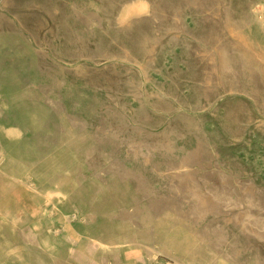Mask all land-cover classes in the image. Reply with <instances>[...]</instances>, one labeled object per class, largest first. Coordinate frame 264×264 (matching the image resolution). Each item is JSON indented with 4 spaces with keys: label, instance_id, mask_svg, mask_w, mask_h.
Instances as JSON below:
<instances>
[{
    "label": "rangeland",
    "instance_id": "rangeland-1",
    "mask_svg": "<svg viewBox=\"0 0 264 264\" xmlns=\"http://www.w3.org/2000/svg\"><path fill=\"white\" fill-rule=\"evenodd\" d=\"M95 1L99 15L110 17L107 31L98 24L89 30L75 17L89 0H0V57L6 55L0 76L9 78L16 64L23 65L24 81H38L34 68L26 72L34 54L15 60L13 43L27 48L28 38L43 39L44 46L33 48L53 99L18 81L1 88L8 103L0 141L10 159L0 167V264H92L99 252L87 236L83 248L72 240L86 231L84 216L96 213L94 231L104 224L128 233L130 220L109 209L132 201L151 219L150 237L140 239L153 243L155 253L122 254L113 264H177L172 255L192 244L198 264H264V65L245 55L250 38L264 57V35L252 20L256 10L264 12V0H132L129 26L114 19L127 0ZM173 5L184 14L176 16ZM161 21L172 27L167 33ZM66 27L81 39L66 41L60 33ZM137 30L159 40L167 57L150 69L153 84L145 92L137 63L125 59ZM214 32L218 44L207 45ZM208 47H218V56ZM230 86L235 90L225 91ZM44 115L47 125L7 133L19 118ZM69 136L75 141L66 151L59 140ZM2 168L24 173L42 191L11 180ZM56 187L61 194L46 196ZM93 198L106 211L95 209ZM170 238L174 246L164 250Z\"/></svg>",
    "mask_w": 264,
    "mask_h": 264
},
{
    "label": "bare ground",
    "instance_id": "bare-ground-1",
    "mask_svg": "<svg viewBox=\"0 0 264 264\" xmlns=\"http://www.w3.org/2000/svg\"><path fill=\"white\" fill-rule=\"evenodd\" d=\"M132 0H127L122 6V10H119V12L115 15L114 19L116 20V22H118L120 25L122 26H129L130 22H129V13L134 11V8H131V4H129V2ZM201 2H204V4L206 5V1L207 0H200ZM6 2V1H5ZM189 0H182L180 2L179 5L181 4H185V5H190ZM101 3L104 4V0H101ZM205 5H200L199 7V11H205L206 10V6ZM99 7L100 5L97 4V2L95 0H89L88 5L85 6H81L80 9H76L75 11V17L78 18L80 20V25L81 26H85V28L89 29V30H94L95 25H99L103 30L108 29V26L110 24V17L106 16V15H99ZM144 7V6H143ZM168 8H174V13L176 16H182L184 14L183 10L180 7H175L173 6H169ZM186 12V11H185ZM254 17H252L255 28L254 31H257L258 33H262L264 35V12L262 10H256L253 14ZM77 20V19H76ZM143 22V21H142ZM145 24L146 25H150V21L148 19L145 20ZM159 25H162L163 27V31L164 33H167L172 27L168 26V22H164L161 21ZM75 30H73L72 28L69 29L68 27H66V29H64L63 31L61 30L60 33H64L65 37H66V41H69L71 43H75L77 42L78 38L81 39L77 32L74 33ZM262 35V36H263ZM151 36V35H149ZM206 44L207 45H211L217 42L218 44V33H213L210 34L208 36H206ZM28 47L24 48L22 47V43H13V54L15 56V60L17 61H23L24 58V53H33L34 56L30 61V67H28L27 69V73L28 70H31L32 68H34V73L38 76H40V78H38V81L34 80V83L29 82L28 77L27 79L24 81L22 78V74H18L19 72H21V69H23V65H13L12 66V75L9 76V78H7L6 80L4 79L3 76H0V98L2 100V102H0V108L2 107V109H0V115L5 113L4 110L5 108L3 106L7 105V97H5L2 93V86L3 83L11 87L14 86V84L16 83V81H18V85L20 88H26V89H33V87H38L40 88V90L47 95L45 89L43 88V71L41 69V67H39V63L36 59L35 56V50L33 48V43L36 46H44L45 42L43 39H36V38H28ZM251 40L249 38L248 41H250L249 43L251 44L248 51V54L246 55V58L248 60L249 63L253 64V65H260L261 67H263L262 65H264V57L261 56V52L255 47L252 46L253 44L251 43ZM159 42V40H151L150 41V37H146L144 36V33L140 32V30L136 31L134 33V38L129 40L128 47L130 48V50L125 54V59H127L128 61L131 62H136L137 66L139 68V72L141 74V79H140V83H139V87L142 89L143 92L147 91L148 89H146L144 86L147 87V85H151L153 84V78L151 75V68H154L156 66H159L161 63H164V60L167 59V57L164 55V48L163 47H158L156 44ZM38 51V50H37ZM206 51L208 53H211L212 57H215L216 54L218 56V47L216 48H206ZM40 52V51H38ZM242 52V51H241ZM240 50L237 51L236 53V57L238 59L239 62H241L240 60L243 59L244 61V56L242 55V57L240 56ZM238 54V55H237ZM58 56V55H57ZM56 56V57H57ZM69 57L71 58V62L73 63L74 59H75V55H69ZM55 60H57L56 58H54ZM0 61L4 62L6 61V55L3 54L0 57ZM247 66H250V64L245 63ZM2 67H5V63H2L1 65ZM251 67V66H250ZM250 71H248L249 74H252V68H249ZM246 74V73H245ZM241 75L236 76V79L239 78ZM42 78V79H41ZM195 78H199L198 75H196ZM59 80V78H58ZM54 85H59L58 81H54ZM235 90V87H229L227 89H225V91H233ZM216 95H218V89L216 91ZM4 96V97H3ZM47 99L49 100H53L51 99L50 96L47 95ZM211 98L207 97V102L210 103ZM49 120H50V116L44 115L42 116H29V117H22L19 118L17 120V125L13 126V127H8L7 128V133L9 135H18L21 136L24 134V132H30L31 130H35L36 127L38 125H47L49 124ZM59 128L62 131H66V126L62 123L61 125H59ZM70 130V129H68ZM55 142V139L52 137H45L44 142L46 143H51V142ZM75 138L73 139V137L69 136V137H61L59 142L60 144L63 146L64 143L65 144V149L67 151L68 147L70 144L74 143ZM8 155H7V149H6V145L0 141V167H2L3 162L6 161ZM9 158V157H8ZM10 159V158H9ZM54 162H61L60 161V157H56L54 158ZM11 165H13V163L10 162ZM2 172L9 176V178L13 181L19 182L23 185H25L27 188L40 193L42 191V188L39 187L38 185H36L35 183L25 179L24 177V173L22 172H18L17 174H13L11 173L8 169H3L2 168ZM180 174H184V173H180ZM186 176V175H185ZM187 176H191L190 174H188ZM176 179L180 178V176H176ZM62 179L63 178H58L56 181V184L58 186L61 185L62 183ZM176 182V181H174ZM181 181L178 180L176 183H180ZM191 184H193V180L192 178L190 179ZM61 194V190L59 187H56L55 189H51L46 193V196H52L53 194ZM99 191L95 190V194H98ZM133 200V199H132ZM93 207L95 209H99L98 211H106V210H102L101 205L102 203H98L95 201V199L93 198L92 201L90 202ZM217 204L216 202L214 203L213 207H215ZM109 213L111 216H123L122 218L125 220L126 218L130 220V224L131 226H129L126 222H124L126 225H128L130 227L129 232L126 233L125 231L122 230H116L119 229V227L116 226H106L104 224L103 228H101V230H95L94 231V220H95V212L89 213L88 215L84 216V223H86V231H80L78 232V236H76L75 238H72V240L74 242H77L78 246L80 248H83V242H81L82 238L84 237V235L87 236L88 242H91L92 245L95 246L96 250L99 252L96 254L95 257V261L92 262V264H113L114 261L116 260H120V259H115L118 258L119 256H122V254L131 256L132 254L135 255H139L140 252H145L146 255H153L155 253V245L151 242L142 240L140 238H144L145 236L150 237L151 231L152 229V225L150 224L151 220L150 218H148L149 215L147 214H139L138 213V206L136 205L135 201H132L130 203V206L126 209L123 208H117V209H109ZM115 230V231H114ZM145 237V238H148ZM171 241L170 243L168 241H165L163 243V247L164 250H170V246H174V240L172 238H170ZM175 247L177 248H181L179 247L177 244H175ZM192 247H194V244H192L190 247L185 245L182 246V253H179L178 255H172L176 261L177 264H198L197 263V251L194 250ZM184 255H187V257L189 258L190 262L187 263L184 260Z\"/></svg>",
    "mask_w": 264,
    "mask_h": 264
}]
</instances>
